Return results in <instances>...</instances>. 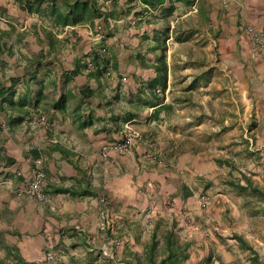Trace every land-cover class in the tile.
<instances>
[{
    "label": "crops",
    "instance_id": "obj_1",
    "mask_svg": "<svg viewBox=\"0 0 264 264\" xmlns=\"http://www.w3.org/2000/svg\"><path fill=\"white\" fill-rule=\"evenodd\" d=\"M24 1L0 0V85L12 87L0 98L1 264L10 260L18 264L7 256L9 248L17 249L25 264H48L49 259L43 254L53 251L54 247L55 251L61 250L60 247H95L100 242L105 247L122 235L133 244L148 241L143 239V228L137 218L144 191L156 183L160 184L157 195L168 196L175 191L182 195V191L176 176L158 170L156 163L144 166L140 162L144 151L150 147L149 141L154 140L159 145L158 132H163V127L171 128L176 118L183 119L181 123L186 125L194 102L201 110L194 118L210 116L195 93H203L211 105L214 99L218 104L220 100L223 102V90L230 82L227 89L231 86V109L222 105L217 108L219 113L212 116L231 119L228 125L221 124L222 129L226 128L224 126L236 128L241 118L252 119V131L264 134V48L252 52L250 37L245 31L248 25L264 31V0H200L195 9L173 0L180 11L173 22L169 19L171 29L177 28L176 32H171L165 60L168 72H188L183 78L177 77L175 72L174 79L169 81L167 77L162 97L172 109L168 113L160 111L157 118L152 116L154 107L138 111L134 106L139 85H145L154 76V70L141 67L135 56L156 63L161 53L153 46V41L141 44V35L153 34L155 23L151 15L159 14V8L147 11L140 0L120 1L122 26L129 29L124 32L125 47L132 42L128 41L133 28L130 23L140 27L132 42L137 47L135 51H121L122 47L117 48L118 52L108 49V59L116 62L113 70L117 74L123 68L122 57H129L132 63L124 64L126 73L133 70L129 74L133 80L123 88L116 86L114 79H95L86 72L65 80L64 70L71 69L92 47L65 53L67 46L61 43L49 50L46 31L33 32L30 27L38 22L47 29L51 20L39 19L37 13L23 7ZM168 5L167 1L165 6ZM146 19H150L149 24L145 23ZM193 26L198 29L190 34ZM65 27L75 29L77 26ZM177 31L189 35L190 40L175 41ZM52 32V36L60 39ZM197 34L199 43L194 44L198 42L194 39ZM202 43L207 46H200ZM218 71L223 72L219 79L213 77ZM191 86L193 89H188ZM86 88L91 91L88 96L84 94ZM241 99L247 102L244 111L238 106ZM64 101V108L57 107ZM35 113L45 114L50 125L27 126L26 119ZM126 125L141 130L145 141L126 154L109 151L103 157V147L119 141ZM35 169L45 174L47 202L14 194L15 188ZM17 171L21 175H17ZM129 204L137 207L132 208L135 219L128 218ZM71 259L75 260L73 256ZM93 259L94 253L81 258L85 262Z\"/></svg>",
    "mask_w": 264,
    "mask_h": 264
},
{
    "label": "rangeland",
    "instance_id": "obj_2",
    "mask_svg": "<svg viewBox=\"0 0 264 264\" xmlns=\"http://www.w3.org/2000/svg\"><path fill=\"white\" fill-rule=\"evenodd\" d=\"M116 1L118 3L114 6ZM120 1L124 0H97V4L104 9L109 8V11H114V20L110 18L105 22L103 19L97 18L92 25H78L75 29H67L66 27L56 29L51 24H47V29L59 35L64 47L67 46L65 53L92 47V50L102 59L108 58L107 53L110 48L117 52L119 51L117 48L121 47V51L125 49L135 51L137 47L132 42L135 41L136 31L140 27L134 22L130 23L133 28L132 31L130 30L131 36H128V41L132 42H129L125 47L124 32L129 31V29L122 26L123 11L121 12L120 9ZM195 8H197L196 4L192 6V9ZM179 11L180 8L176 7L173 15L169 16L168 19H172L173 22ZM97 25H101L105 32V40L103 41L97 39ZM162 25L163 22L160 21L154 26L161 29ZM192 29L195 27L193 26ZM149 35L151 37L150 33ZM198 36V34L194 36V39H198ZM168 40L166 42V58H168ZM141 42V44H147L143 40ZM197 43H199V39L198 42H194V44ZM181 45L176 44V46ZM209 45H211L210 41ZM144 46H142V50L145 49ZM200 46L207 45L202 43ZM102 47H105L103 52ZM127 53L129 52L127 51ZM122 58L124 60L121 66L124 69L121 68V73L117 74V71L108 65L104 70L103 77L114 79L116 86L120 85L124 88L129 80H133L132 77L129 78V74L133 70L127 71L129 74L125 72L127 65L124 64L129 63L128 65H130L132 63L128 61L129 57ZM64 59L66 60V57ZM89 66L94 67L90 63ZM64 72L66 71L64 70ZM173 72L178 74L177 77L183 78L188 71L167 72L169 81L175 77ZM222 73V71H218L213 77L219 79L222 77ZM229 85L230 82L223 90L224 97H221L223 102L220 100L218 104L214 99L211 105L203 93L202 95L195 93L194 96L205 105L210 116L205 114L202 119L194 118L201 111L196 105L197 102H194L190 108V117H187L186 125L181 123L183 119H173L171 128L163 127V132H158L159 137L155 133L156 138H159L156 139L159 145L151 140L148 142L150 147H147L143 153L140 163L147 166V163L153 162L147 159L146 152L154 147V151L162 161V163L157 164L159 165L158 170L167 175L176 176L180 183L177 185L179 187L181 185L186 186L192 193L188 198L184 196V191L182 195H179L178 191L170 193L168 196L157 195L156 193L160 188L158 187L160 184L157 183L155 186L152 185L150 190L144 191L143 203L138 205L140 209L137 218H139L138 222L143 228H141V233L145 240L150 239L154 225L159 223L156 236L158 239L156 246L158 256L162 255L160 251V246L164 241L162 234L165 229H170L173 230L178 241L189 243V258L185 261L186 264H252L249 258L250 252L242 249L233 237L237 234L255 250L260 263L264 264V134H256L252 131L254 126L252 119L250 121L249 118H241L240 121L237 120L239 125L236 128L231 129L224 126L226 128L222 129L221 124L228 125L231 119L212 116L216 112L219 113L217 108L222 107V105L225 109H231L232 93L229 94L231 86L230 89H227ZM226 91L227 93H225ZM214 94L217 93L214 92ZM238 106L241 111H244L247 109V102L241 99ZM131 127L142 133L141 130ZM142 136L141 141L136 142L126 152L119 154H126L140 147L145 141L143 133ZM218 159L222 163L218 162ZM247 179L251 182L250 187H246ZM230 181L238 183L240 186H230ZM177 185L175 187H178ZM201 193H205L208 197V205L204 209L200 207L198 201ZM132 208L136 210L137 207L129 204L126 209L129 219L136 218ZM136 231L139 232V228ZM125 236L128 237L129 235L126 234ZM119 237L114 238L110 242L111 244L105 247L101 242L95 247H60L61 250L56 251L54 247L53 251H46L42 254L48 257V264H127L122 258L124 251L130 250L141 254L143 247L141 243H131L123 235L122 238ZM88 253H94L95 259L91 262L81 260ZM71 256L75 260H69ZM133 261L136 262L137 260L133 259ZM7 264L15 263L10 260Z\"/></svg>",
    "mask_w": 264,
    "mask_h": 264
},
{
    "label": "trees",
    "instance_id": "obj_3",
    "mask_svg": "<svg viewBox=\"0 0 264 264\" xmlns=\"http://www.w3.org/2000/svg\"><path fill=\"white\" fill-rule=\"evenodd\" d=\"M146 6V10H156L159 8V14H152L153 21L156 25L158 22H163L161 29H153V34L149 35V33L145 32V34L141 35V39L145 42L153 41V46L161 51L156 63L151 62L150 59L145 61V59L140 56H135V61L139 62V65L144 68H152L154 70V76L148 80L145 85H139V89L137 91V104H135L134 109L138 110L142 108H152L153 118H157L160 114V111L164 110L165 113H168L172 109V105L170 103L163 102V94L166 89L167 84V64L165 60V51H166V42L171 36V32H176L177 28L174 26L172 29L170 27L168 17L173 15L174 9L176 8L173 4V0H140ZM169 2L168 6H165L166 2ZM179 1L185 6H193L194 4H198L200 0H175ZM117 1L115 5H117ZM23 7L29 9L31 12L37 13L39 15V19H46L47 21L51 20V25L53 27L63 28L65 26H78L84 24L92 25L94 20L97 18L103 19L105 22L113 18L115 19V14L113 10L104 11L101 6L97 4V0H25L23 3ZM150 19H146L145 23L149 24ZM33 32H36L37 29L41 31H46L47 35V45L49 50H54L56 45H61L60 39L52 36V31L46 29L38 22H33L30 27ZM198 28L189 29V33L193 34L197 31ZM174 40L177 42H184L188 39L189 35H184L183 32L177 31ZM67 36L65 37V39ZM1 40V36H0ZM147 42V43H148ZM63 44V43H62ZM151 44V43H149ZM87 57V58H85ZM112 62V63H111ZM89 63L94 67H90ZM110 65L112 68L116 62L110 61L108 58H99L97 53L93 50H89L82 56L80 61L73 63V67L71 69L65 70V80H69L74 78L75 76L86 72V74L95 79L102 78L104 76V70L107 66ZM12 87H5L4 85H0V98L10 92ZM188 89H193L191 86ZM85 95L88 96L90 94L89 88H86L84 91ZM160 101L159 103H155ZM9 104V103H8ZM57 105V104H55ZM54 105V106H55ZM65 101L61 103V105H57V107L64 108ZM86 123L83 122L82 126ZM218 162L222 163L219 159ZM226 162V161H225ZM228 163V161H227ZM229 164V163H228ZM250 181L247 179L246 187H250ZM230 186H240L238 183H234L232 181L229 182ZM181 191H184V196L188 198L192 193L188 190V188L184 185H181ZM159 227V223H156L153 227L152 234L148 241H145L142 245L143 250L141 254L137 252H131L130 250H125L123 253V260L127 262V264H186L185 261L189 258L188 248L189 243L184 242L181 243L175 238V234L173 230L165 229L163 235V243L160 246V251L162 255L158 256V252L156 246L158 245L157 239V230ZM237 243L241 246L242 249L248 250L250 252L249 258L252 264H261L258 258V254L255 250L247 244V242L239 235H233ZM160 245V244H159ZM7 256L11 257L18 264H25L23 260L19 258L17 253V249L13 251L9 249L6 250ZM133 259L137 261L134 262ZM1 264V261H0Z\"/></svg>",
    "mask_w": 264,
    "mask_h": 264
},
{
    "label": "built area",
    "instance_id": "obj_4",
    "mask_svg": "<svg viewBox=\"0 0 264 264\" xmlns=\"http://www.w3.org/2000/svg\"><path fill=\"white\" fill-rule=\"evenodd\" d=\"M245 31L249 34L250 44L252 52H257L264 48V31L257 30L254 27L248 25L245 27ZM96 32L98 36V41L105 40V32L101 25H97ZM105 51V47H102V52ZM26 125L29 127H47L50 125L47 117L43 113H35L32 116L26 119ZM2 128L4 125L1 126ZM143 138L142 133L131 126L126 125L125 133L123 137L119 141L110 142L106 144L101 152L103 157L107 156L109 151H114L118 153H124L129 150L136 142L141 141ZM53 142H57L53 140ZM154 147L146 152L147 159L151 160V162L160 164L162 163L158 154L154 151ZM17 175H21L20 172H16ZM44 180L45 174L41 169H35L31 172L30 177L23 181V183L19 184L14 190V194L17 197H33L40 202L49 201V196L44 190ZM199 205L201 208H206L208 205V197L205 193L199 194L198 197Z\"/></svg>",
    "mask_w": 264,
    "mask_h": 264
}]
</instances>
